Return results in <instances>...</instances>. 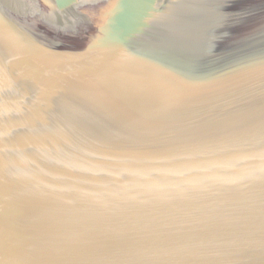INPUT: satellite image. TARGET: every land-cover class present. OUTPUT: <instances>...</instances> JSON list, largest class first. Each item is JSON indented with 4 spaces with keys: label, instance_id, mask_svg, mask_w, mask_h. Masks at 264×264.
Instances as JSON below:
<instances>
[{
    "label": "water",
    "instance_id": "95a60500",
    "mask_svg": "<svg viewBox=\"0 0 264 264\" xmlns=\"http://www.w3.org/2000/svg\"><path fill=\"white\" fill-rule=\"evenodd\" d=\"M0 264H264V0H0Z\"/></svg>",
    "mask_w": 264,
    "mask_h": 264
}]
</instances>
